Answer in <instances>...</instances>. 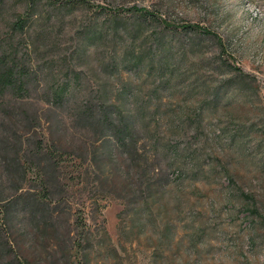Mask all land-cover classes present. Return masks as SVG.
Here are the masks:
<instances>
[{
	"label": "rangeland",
	"instance_id": "rangeland-1",
	"mask_svg": "<svg viewBox=\"0 0 264 264\" xmlns=\"http://www.w3.org/2000/svg\"><path fill=\"white\" fill-rule=\"evenodd\" d=\"M30 2L0 15L25 74L0 84V264H264V0ZM127 84L173 153L152 194L99 139Z\"/></svg>",
	"mask_w": 264,
	"mask_h": 264
},
{
	"label": "trees",
	"instance_id": "trees-1",
	"mask_svg": "<svg viewBox=\"0 0 264 264\" xmlns=\"http://www.w3.org/2000/svg\"><path fill=\"white\" fill-rule=\"evenodd\" d=\"M30 1V5L33 6L36 5V2L39 0ZM10 2L11 0H0V15H3L4 10ZM135 10L141 13H147L146 10L139 8ZM27 21V19L19 15L10 23L16 30L24 31ZM183 28L194 31L200 30L198 25L192 24H188L187 26L184 25ZM13 54V50L9 44L0 47V84L7 86L11 83L10 85L16 86V84L12 82L18 81L20 84L19 89H23V78L25 77V74L18 71L14 65H11V57ZM16 71L20 74H17ZM112 74H114V71H112ZM134 91V88L130 86V84L125 85V88H123L122 93L120 94L123 98V103L118 104L117 106H112L109 103V90L103 92L102 119H104V126L102 129L108 131H103V136L99 137L102 141H99L103 143L104 150L109 158L110 167L117 169L124 175L126 174L131 177L137 176V181L144 183L147 186L148 192L152 194L151 191L157 187L156 185H153L152 172L160 167L162 161L158 158L157 160L150 162L148 151H153L154 154L161 152L165 159L163 163L166 164H168V161H174L172 157L173 153L170 152L171 145L168 142L164 141L160 143L158 141L159 139H156L153 135L155 133L153 125L155 123L150 121V119H153L152 116L155 114L152 112L153 109L151 108V104L155 103L153 101L155 99V94L150 93L149 101L146 103L147 108H138L139 103L142 102L141 95L138 93L132 95L131 93ZM51 95H53L56 100L60 101V103H67L72 98L73 93L67 86H61L60 88H56ZM89 111L91 110H88L85 114L87 115ZM147 114L149 116V122H146L148 118ZM158 128L159 126H157V129ZM110 136H112L113 139ZM142 139L148 141L149 146H143V149L145 150L144 152L147 153L148 156H143V154L139 152L138 146ZM8 151L5 141L1 144L0 140V155L1 152ZM101 169L104 170V167L102 166ZM6 179V170H2L0 167V182H5ZM108 182L110 181L107 180L106 183ZM101 183L104 187L105 182L101 181ZM21 189L22 188H20V190ZM1 193L2 192H0V201L4 199ZM27 200L28 199H26V204ZM30 223H32V220H30ZM30 234L31 233H29V235ZM43 236L44 235L42 234L40 239L45 241ZM3 241L4 237L0 234V256L4 254V246L2 245ZM7 246L10 247L9 242H7ZM18 262L19 264H23L22 260H18Z\"/></svg>",
	"mask_w": 264,
	"mask_h": 264
}]
</instances>
